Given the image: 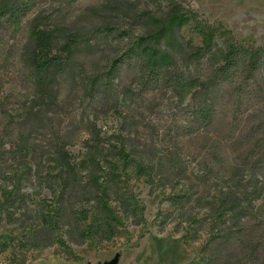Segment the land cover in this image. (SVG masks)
Instances as JSON below:
<instances>
[{
    "label": "rangeland",
    "instance_id": "rangeland-1",
    "mask_svg": "<svg viewBox=\"0 0 264 264\" xmlns=\"http://www.w3.org/2000/svg\"><path fill=\"white\" fill-rule=\"evenodd\" d=\"M23 1L0 17V264H264V80L241 66L210 95L221 64L191 62L197 27L264 51V0ZM175 6L188 23L164 38ZM148 43L195 88L145 83L129 57ZM34 51L66 72L35 83Z\"/></svg>",
    "mask_w": 264,
    "mask_h": 264
},
{
    "label": "trees",
    "instance_id": "trees-1",
    "mask_svg": "<svg viewBox=\"0 0 264 264\" xmlns=\"http://www.w3.org/2000/svg\"><path fill=\"white\" fill-rule=\"evenodd\" d=\"M30 7L31 6L29 2L23 0H10V2L7 3L0 2V17L10 16V15L12 17L14 16L20 17L19 13L22 12V14H25L27 9ZM186 23H188L187 16H185V14L180 11L179 7L175 6L174 10L170 13L169 22L166 23V25L162 26L160 36L166 38L168 37V35H170L172 29L177 28L178 30H181ZM197 31L199 35L203 38V45L202 48L198 49L197 52L192 57L191 59L192 64L195 63L199 71L208 70L210 68L212 69L215 62L221 64L218 68L216 78L213 81V87L210 95L217 93L218 87L216 80L220 79L222 83L232 84L234 80L237 78L238 73L241 70V66L242 69L244 70L243 73L246 74L245 78L250 79L252 82L255 81V83H257L256 74L260 72L262 75V79L264 80L263 50H253V49L249 50L245 48H239V47L237 48L234 46L230 47L228 46V43L226 41H223L220 38V36H218V34L215 31L210 30V28L197 27ZM32 39L35 41V45H37L38 48L47 49V50L48 49L51 50L52 45L50 41L55 40L49 38L48 35H46V33L44 32H37ZM147 45L148 46L145 49L139 51L137 54H135L134 51H132L131 52L132 55H130L129 57V62L134 61L139 67L140 72L143 75V80H145V83L149 82L151 83V85H154L155 88H160L161 86H163L166 89H171L176 92L179 90L182 91L183 87H187L192 90L193 88H195L201 77L197 76L191 81H187V79L182 76L183 72L176 70L177 67L175 60L171 57L170 54L162 53L157 48L156 49L153 48L149 43ZM71 47H72L71 44L66 45L68 54L70 53ZM55 59L56 58L49 56V54L46 53L40 54L34 51L29 61L30 77L35 78V77H39L41 74H46L39 81L35 79L34 80L35 83H39V84L46 83L45 81L47 78L48 79L50 78L49 74L52 71H55L57 74L66 72L65 66L59 64L58 63L59 61H56ZM120 63L121 62L119 60H115L114 64L112 65V68L116 69V67ZM165 70H167L168 72L169 71L171 72L172 70L173 71L171 72L172 75H170L169 77L165 76L166 75ZM202 87L205 88L207 86L203 85ZM209 100L206 101L208 104V108H206L205 110H203L202 108H198V110L194 112L195 118L198 120L197 121L198 126L201 125V124L199 125L200 118L207 121L206 126L209 127L211 125V121L209 117L213 115L211 111L212 112L214 111V108L216 107L218 102H217V98L215 97H210ZM195 134L198 133L196 132ZM24 151H26V149ZM126 151L127 150L125 149H122L120 151V153L124 158L128 159L134 157L133 154H130ZM165 162H168L167 158L159 160V164H166ZM263 164H264V158L256 163L257 166L255 170L261 167L263 169ZM152 166L154 165L152 164ZM143 167L144 169L146 168L145 165ZM56 177L59 182L64 181L61 175ZM74 186H75L74 184L72 187L69 185L67 188H65V190L68 189L72 190ZM8 196L11 197L12 196L11 193ZM8 201H4L0 203V208L5 209V207L9 203ZM229 206L233 207L235 206V204H231L230 202ZM260 222L261 224H264V221H260Z\"/></svg>",
    "mask_w": 264,
    "mask_h": 264
}]
</instances>
